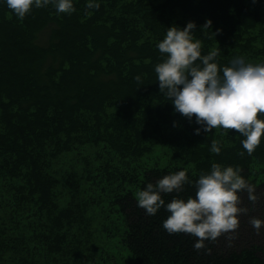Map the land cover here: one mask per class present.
Listing matches in <instances>:
<instances>
[{
  "label": "trees",
  "instance_id": "16d2710c",
  "mask_svg": "<svg viewBox=\"0 0 264 264\" xmlns=\"http://www.w3.org/2000/svg\"><path fill=\"white\" fill-rule=\"evenodd\" d=\"M99 2L90 9L87 0H74L70 13L49 3L20 19L0 0V184L6 189L0 204L12 206L6 216L25 212L33 223L36 238L19 240L21 250L39 245L48 256L63 255V227L84 216L78 202L58 204L82 197V207L99 208L110 226L106 258L113 264H264V226L257 232L249 222L264 218V136L249 154L235 129L197 134L195 115L189 120L174 111L155 72L165 55L157 42L169 26L189 20L196 22L202 54L221 48L218 65L237 56L264 60V0ZM213 139L220 153L210 151ZM156 143L166 144L163 156ZM64 150L73 151L78 169L63 182L51 165ZM214 161L238 166L259 198L253 202L241 191L248 211L239 214L233 236L197 249L192 234L163 227L166 209L149 215L135 193L178 168L195 180ZM194 192V184H185L163 195L167 201Z\"/></svg>",
  "mask_w": 264,
  "mask_h": 264
},
{
  "label": "clouds",
  "instance_id": "9594fccd",
  "mask_svg": "<svg viewBox=\"0 0 264 264\" xmlns=\"http://www.w3.org/2000/svg\"><path fill=\"white\" fill-rule=\"evenodd\" d=\"M53 4L58 13L75 10L74 0H6L18 18L23 19L33 7ZM88 8H99V0H87ZM209 18L205 26L211 25ZM196 22L189 20L180 27L172 24L157 42L163 58L155 64L159 88L180 112L199 127L194 131L208 133L214 128L235 129L244 138L241 143L253 153L264 136V60L250 61L244 56L234 57L228 64L218 65L220 47L202 54V41L194 38ZM137 80L140 76L135 77ZM211 152L220 153L218 140L211 141ZM185 184H194V194L174 195L165 200L164 193L180 192ZM248 198L259 197L256 185L251 183L238 166L213 162L210 170L195 180L188 169L168 171L155 182L148 180L136 193L138 206L149 215L162 207L168 215L163 227L169 232H186L196 237L193 247L200 249L207 240L215 241L227 233L229 238L240 225L242 206L240 192ZM249 222L257 232L264 226V218L251 216Z\"/></svg>",
  "mask_w": 264,
  "mask_h": 264
},
{
  "label": "rangeland",
  "instance_id": "374dc122",
  "mask_svg": "<svg viewBox=\"0 0 264 264\" xmlns=\"http://www.w3.org/2000/svg\"><path fill=\"white\" fill-rule=\"evenodd\" d=\"M154 146H156L155 152L160 156L168 150L166 144L156 143ZM76 162L73 151L64 150L52 161L51 172L54 171L55 175L57 174L64 182L65 178L69 179L78 169ZM0 181L3 180L0 178ZM2 184H0V198L5 200L6 189ZM70 202L73 206L76 202L79 203L82 210L77 214H81L84 218L63 227V231L68 234L67 240L62 244L63 255L55 253L50 254L51 256H48L50 252H43L39 245L21 250L19 240L26 242L36 238L32 231L33 223L29 217H25V212H22L23 215L18 218L6 216L9 215L8 210L12 206L0 204V264H113V259L107 261L106 251L111 250L114 239L107 233L110 226L101 217L100 209L91 205L84 209L82 205L86 200H82V197L79 200L73 197L69 201L59 203L58 206H65Z\"/></svg>",
  "mask_w": 264,
  "mask_h": 264
}]
</instances>
